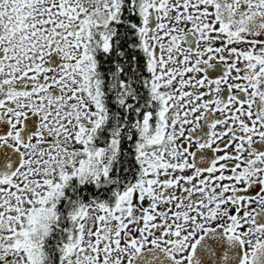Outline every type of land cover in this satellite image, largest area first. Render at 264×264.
<instances>
[{
	"label": "snow or ice",
	"instance_id": "1",
	"mask_svg": "<svg viewBox=\"0 0 264 264\" xmlns=\"http://www.w3.org/2000/svg\"><path fill=\"white\" fill-rule=\"evenodd\" d=\"M0 264H264V0H0Z\"/></svg>",
	"mask_w": 264,
	"mask_h": 264
}]
</instances>
